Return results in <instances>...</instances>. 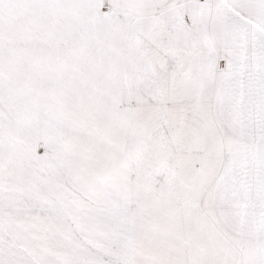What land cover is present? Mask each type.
Segmentation results:
<instances>
[{"label": "rangeland", "instance_id": "rangeland-1", "mask_svg": "<svg viewBox=\"0 0 264 264\" xmlns=\"http://www.w3.org/2000/svg\"><path fill=\"white\" fill-rule=\"evenodd\" d=\"M169 1L0 0V264H264V56L164 106Z\"/></svg>", "mask_w": 264, "mask_h": 264}, {"label": "crops", "instance_id": "crops-1", "mask_svg": "<svg viewBox=\"0 0 264 264\" xmlns=\"http://www.w3.org/2000/svg\"><path fill=\"white\" fill-rule=\"evenodd\" d=\"M199 1L202 5H205L204 2L207 3L205 7H210L207 14L200 15L204 7L199 5ZM168 3H170L169 6L163 7L165 5L163 4L156 9L160 12L165 8L164 11L169 10L174 15L169 19L189 20L190 25H193V16L195 21L205 20L207 39L200 37L195 42L193 39L188 41L185 37L178 38L176 43L182 45V52L176 51L168 45L164 49L166 50L165 53L158 54L157 59L165 60L166 65L164 64V69H154L152 85L153 91L165 93L163 101L167 103L164 106H171L168 98L171 92H186V89L192 85L191 71L186 68L187 63L185 61L193 58L200 61L205 60L209 47L220 64L225 66L217 72L226 69L228 65L244 66L241 61H238L244 60V57L255 61V57L264 56V0H171ZM212 5L214 7H211ZM197 8L200 9V12H196ZM177 13L180 15L177 16ZM209 17H211L210 20ZM168 42L173 44L169 40ZM191 42L192 45L193 43L198 44V48L194 49L198 55H194V57ZM158 43H161L163 47L166 46L162 41H157L156 44L158 45ZM187 43L188 45H186ZM177 58H180L178 61H182L180 69L176 68ZM260 65L264 66V61ZM138 179L140 177L137 176ZM102 230H105L102 233L103 241H106L109 236L123 234L117 231Z\"/></svg>", "mask_w": 264, "mask_h": 264}]
</instances>
